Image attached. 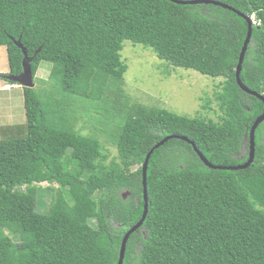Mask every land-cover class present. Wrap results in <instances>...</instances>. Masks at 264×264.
Here are the masks:
<instances>
[{"label":"trees","instance_id":"16d2710c","mask_svg":"<svg viewBox=\"0 0 264 264\" xmlns=\"http://www.w3.org/2000/svg\"><path fill=\"white\" fill-rule=\"evenodd\" d=\"M177 1L0 0L6 75L23 71L20 41L34 82L44 84L40 92L23 87L25 123L0 126V264H118L123 238L144 212L142 165L168 135L188 137L215 165L247 161L264 103L239 86L236 71L246 17L255 15L240 77L264 93V0H215L244 16ZM125 40L174 67L223 77L214 93L219 119L126 101ZM43 61L52 64L47 78L37 76ZM83 117L103 125L117 147L110 162L96 134L76 129ZM41 183L52 191L44 212ZM147 185L148 214L123 264H264V121L250 166L209 167L191 143L173 138L152 153Z\"/></svg>","mask_w":264,"mask_h":264},{"label":"rangeland","instance_id":"374dc122","mask_svg":"<svg viewBox=\"0 0 264 264\" xmlns=\"http://www.w3.org/2000/svg\"><path fill=\"white\" fill-rule=\"evenodd\" d=\"M122 57L129 65V69L124 77V88L126 91V101L139 102L148 106L165 107L180 115L219 119V106L214 93L220 90V83L223 77H212L194 69L174 67L163 62L156 53L143 44H134L130 40L124 41ZM52 64L46 61L41 63L37 76L47 78ZM10 72V64L6 46H0V126L13 125L26 122V108L24 96L22 95L23 86L18 85L17 89H3L4 84H10L3 76ZM39 83V84H38ZM13 85V84H12ZM40 81L35 82V90L40 92ZM211 97L212 109H206L203 104L207 98ZM23 99V100H22ZM115 106H125V102L116 98ZM95 115H100L98 111ZM91 119H85L76 122V129L88 135L96 134L103 142L104 152L108 155V162L114 159L118 150L115 145L107 140L103 128L99 124L94 128ZM0 127V138L2 137ZM244 152L246 145L244 144ZM41 189L38 195L37 208L44 212L48 210L52 191L48 189L47 183L40 184ZM127 190H124V192ZM128 199L131 193L127 195Z\"/></svg>","mask_w":264,"mask_h":264},{"label":"water","instance_id":"95a60500","mask_svg":"<svg viewBox=\"0 0 264 264\" xmlns=\"http://www.w3.org/2000/svg\"><path fill=\"white\" fill-rule=\"evenodd\" d=\"M177 1V0H175ZM179 3H190V4H198V3H213L216 5H221L224 7H227L229 9H232L233 11H236L238 13H240L239 11H237L235 8L222 3L220 1H215V0H189V1H177ZM242 16L243 13H240ZM248 24H249V31H248V35L244 41L243 44V48L239 57V63L237 66V71H236V75H237V81L239 86L246 92L257 96L260 100H262V102L264 103V93H259L255 90L250 89L248 86H246L243 82L242 79L240 77L242 68H243V61L245 59V55L252 37V25H253V21L251 18L246 17ZM17 44L23 49L24 52V58H23V71L17 75H5L8 79L13 80L17 83H19L20 86L23 87H30L33 88L35 86V82H34V74H33V70H32V66L30 64L31 62V58L28 56V52L26 50V48L20 43V41H17ZM264 121V110L262 112V114L260 116H258V118L255 120L254 124L251 127L250 133H249V158L247 159V161H245L242 164H238V165H231V166H222V165H215L212 162H210L205 155L200 151V149L197 147V145L194 143V141H192L191 139H189L186 136H181V135H177V134H172V135H168L166 137H164L161 141H159L155 146H153V148L148 152L146 159L142 165V174H143V186H144V190H143V199H144V212H143V216L142 218L134 225L132 226L128 232L125 234L123 241H122V245H121V250H120V258H119V262L118 264H123L124 262V258H125V252H126V246H127V242L128 239L131 235V233H133L135 230H137L138 228H140L142 226V224L144 223L147 214H148V205H149V198H148V185H147V169H148V165H149V160L150 157L152 155V153L154 152L155 149L159 148L161 145L165 144L168 140L173 139V138H181L189 143H191L193 145L194 150L198 153V155L200 156V158L203 160V162L212 168H220V169H242V168H246L248 166H250L255 158V132L257 127ZM245 140H247V138H245ZM128 194H130V191H125L122 193L123 197L126 199L128 196Z\"/></svg>","mask_w":264,"mask_h":264},{"label":"crops","instance_id":"0c3cea01","mask_svg":"<svg viewBox=\"0 0 264 264\" xmlns=\"http://www.w3.org/2000/svg\"><path fill=\"white\" fill-rule=\"evenodd\" d=\"M4 78V77H3ZM17 87H18V85H16V84H4V87H3V89L5 90V89H10V88H13V89H17ZM19 88V87H18ZM22 95H23V92H22Z\"/></svg>","mask_w":264,"mask_h":264},{"label":"clouds","instance_id":"9594fccd","mask_svg":"<svg viewBox=\"0 0 264 264\" xmlns=\"http://www.w3.org/2000/svg\"><path fill=\"white\" fill-rule=\"evenodd\" d=\"M252 19L253 23H256L257 21L255 20V15H252L251 17H249Z\"/></svg>","mask_w":264,"mask_h":264}]
</instances>
